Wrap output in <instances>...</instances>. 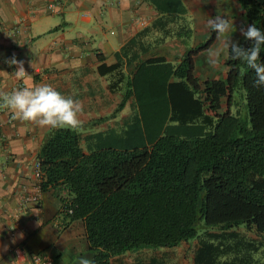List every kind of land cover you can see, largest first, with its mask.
<instances>
[{"label": "trees", "instance_id": "16d2710c", "mask_svg": "<svg viewBox=\"0 0 264 264\" xmlns=\"http://www.w3.org/2000/svg\"><path fill=\"white\" fill-rule=\"evenodd\" d=\"M147 1L159 16L114 53V63L98 66L110 89L127 85L120 106L131 100L136 121L126 135L101 134V147L88 153L78 128L50 127L37 155L41 189L65 188L64 225L82 223L88 248L80 258L92 264L174 248L200 234L193 264H253L261 243L236 228L264 237V87L228 50L225 77L201 80L196 57L217 34L188 46L182 0ZM235 1L247 24L264 28V0ZM168 37L186 48L176 62L153 53Z\"/></svg>", "mask_w": 264, "mask_h": 264}, {"label": "crops", "instance_id": "0c3cea01", "mask_svg": "<svg viewBox=\"0 0 264 264\" xmlns=\"http://www.w3.org/2000/svg\"><path fill=\"white\" fill-rule=\"evenodd\" d=\"M158 16L147 0H0V92L23 86L15 77L16 66L6 63L15 55L36 86L49 84L80 101L81 123L96 119L109 78L98 73V66L114 63V53ZM225 73L226 67L222 78ZM49 128L14 118L0 107V264H34V255L51 258V264H79L87 251L82 223L64 225V187L42 190L38 204L24 201L35 186L33 164ZM93 129L80 132L84 153L101 147V134L116 133L101 125ZM236 230L257 238L259 252L264 250V237L244 226ZM192 242L195 250L197 239ZM194 250L188 264H193ZM143 251L114 257L111 264L146 262L138 257Z\"/></svg>", "mask_w": 264, "mask_h": 264}, {"label": "rangeland", "instance_id": "374dc122", "mask_svg": "<svg viewBox=\"0 0 264 264\" xmlns=\"http://www.w3.org/2000/svg\"><path fill=\"white\" fill-rule=\"evenodd\" d=\"M182 2L187 9L184 21L187 25L189 24L192 29L188 46L198 45L208 39L212 30L207 22L212 17L218 15L229 20L231 24L230 32L224 34L223 37L216 35L211 47L201 52L196 57L195 74L201 78V80L206 78H222L227 49L224 50L220 63L214 67L210 66L208 63V53L210 50L220 47L223 39L233 38L240 43L244 39L241 36L239 29L242 25H247V22L245 17L241 14L239 5L235 0H182ZM172 27L175 26L173 25ZM158 35L159 33L153 32L150 37L152 38ZM185 50L186 48L178 38L168 37L163 43L161 42L153 53L178 59ZM109 82L110 77L108 78V84ZM108 86L109 85H106V87L101 89V108L103 110L101 111V116L86 123H81L78 127L79 132L84 130H94L93 128L101 125V128L111 127V129L117 132L118 135H126L129 129L127 124L128 121H136L135 115L138 113V110L135 104L132 105L131 100L125 101L124 105L122 107L120 106L124 93L127 90V85L117 86L116 89L113 88V90ZM235 95L241 113L244 114L247 109L245 90L239 88ZM109 133L110 132H107L103 135ZM200 235L195 238V240L198 239ZM193 240H191L190 246H188L186 242L182 248L160 249L155 251L146 250L139 252L138 257L144 258L146 262L153 260L154 264H188L190 253L193 252V248L195 247L194 242H192ZM256 257L257 262L253 264H264V250L258 252Z\"/></svg>", "mask_w": 264, "mask_h": 264}, {"label": "clouds", "instance_id": "9594fccd", "mask_svg": "<svg viewBox=\"0 0 264 264\" xmlns=\"http://www.w3.org/2000/svg\"><path fill=\"white\" fill-rule=\"evenodd\" d=\"M208 26L219 37L230 32L229 20L222 16H214L208 20ZM248 46H243L233 38L223 39L220 47L208 53L210 66H217L227 49L230 57L243 60L249 70H254V85L264 87V63H261V53L264 52V28L255 24L242 25L239 29ZM9 66L15 65V77L22 81V87L11 92H0V107L11 110L14 118L35 122L40 126L53 129L67 127L78 128L81 124L79 114L83 111L79 100L62 94L49 84L36 86L32 77L24 67V61L13 55L6 60ZM79 264H92L84 257Z\"/></svg>", "mask_w": 264, "mask_h": 264}, {"label": "built area", "instance_id": "2783aa9c", "mask_svg": "<svg viewBox=\"0 0 264 264\" xmlns=\"http://www.w3.org/2000/svg\"><path fill=\"white\" fill-rule=\"evenodd\" d=\"M33 177L35 179V186L32 191H27L24 196L25 202H35L39 203L41 200V181L43 177V173L40 168V163L38 158L35 160L33 164ZM70 211V210H69ZM33 263L34 264H51V258L42 255H34L33 256Z\"/></svg>", "mask_w": 264, "mask_h": 264}]
</instances>
